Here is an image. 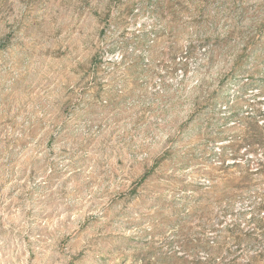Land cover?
<instances>
[{"label": "rangeland", "instance_id": "obj_1", "mask_svg": "<svg viewBox=\"0 0 264 264\" xmlns=\"http://www.w3.org/2000/svg\"><path fill=\"white\" fill-rule=\"evenodd\" d=\"M162 1L0 0V264H264V0Z\"/></svg>", "mask_w": 264, "mask_h": 264}, {"label": "trees", "instance_id": "obj_2", "mask_svg": "<svg viewBox=\"0 0 264 264\" xmlns=\"http://www.w3.org/2000/svg\"><path fill=\"white\" fill-rule=\"evenodd\" d=\"M164 2L165 1L163 0L162 4H164ZM159 4H161V2ZM242 122L245 126V133L243 137V142L245 143V145H250V147L264 146V135L262 134V132L258 131L259 126H257V122L255 121V119H252L249 122L247 121H242ZM153 169L152 171H149L143 176L142 182H145L147 179H149L150 176H152V174L154 173Z\"/></svg>", "mask_w": 264, "mask_h": 264}]
</instances>
